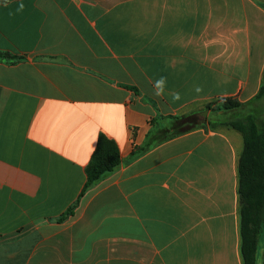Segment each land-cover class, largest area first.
Wrapping results in <instances>:
<instances>
[{"label": "crops", "instance_id": "crops-1", "mask_svg": "<svg viewBox=\"0 0 264 264\" xmlns=\"http://www.w3.org/2000/svg\"><path fill=\"white\" fill-rule=\"evenodd\" d=\"M0 51L20 58L0 62V264H242L230 127L163 141L82 191L100 135L125 161L174 117L255 98L264 0H0Z\"/></svg>", "mask_w": 264, "mask_h": 264}, {"label": "trees", "instance_id": "trees-1", "mask_svg": "<svg viewBox=\"0 0 264 264\" xmlns=\"http://www.w3.org/2000/svg\"><path fill=\"white\" fill-rule=\"evenodd\" d=\"M18 59L20 58L0 51V62ZM262 100H264V75L257 95L248 104L244 105L230 98L220 100L221 105L216 108L217 111H222L224 114L237 111L242 115L240 118L219 120L214 124L206 118L199 117L198 113L174 117L169 129L153 131L147 137L145 144L125 161L121 160L116 144L100 135L85 168L86 182L82 193L114 173L123 163L135 159L137 155L163 141L205 125L230 127L238 131L243 140L237 167L240 254L242 264H256L258 241L260 236L264 235V118H259L255 108L256 103ZM213 105V102L207 104L204 110L210 109ZM71 211L72 209L67 214ZM261 264H264V253Z\"/></svg>", "mask_w": 264, "mask_h": 264}, {"label": "rangeland", "instance_id": "rangeland-1", "mask_svg": "<svg viewBox=\"0 0 264 264\" xmlns=\"http://www.w3.org/2000/svg\"><path fill=\"white\" fill-rule=\"evenodd\" d=\"M214 105L208 109V110H203L206 111L205 114H201V111L199 113V117L201 118H206L208 119L209 122H212L214 124L218 123L219 120H230V119H235V118H240L242 115L239 112H230L229 114H224L222 111H217L216 108L221 105V101H214ZM256 112H258L259 118H264V115H262V112H264V100L258 101L256 103ZM264 244V235H261L258 241V248L261 244ZM262 261V253H261V258H259V262ZM261 264V263H260Z\"/></svg>", "mask_w": 264, "mask_h": 264}, {"label": "clouds", "instance_id": "clouds-1", "mask_svg": "<svg viewBox=\"0 0 264 264\" xmlns=\"http://www.w3.org/2000/svg\"><path fill=\"white\" fill-rule=\"evenodd\" d=\"M23 8L24 5L20 4L17 11H22ZM166 84V79L163 76L155 80L153 82V94L158 97L163 96L165 94ZM195 91L199 93L202 91V88L200 86H196ZM170 95L172 96L173 101H178L179 99H181V96L178 92H172L170 93Z\"/></svg>", "mask_w": 264, "mask_h": 264}, {"label": "water", "instance_id": "water-1", "mask_svg": "<svg viewBox=\"0 0 264 264\" xmlns=\"http://www.w3.org/2000/svg\"><path fill=\"white\" fill-rule=\"evenodd\" d=\"M205 113H206V111L201 112V114H205Z\"/></svg>", "mask_w": 264, "mask_h": 264}]
</instances>
